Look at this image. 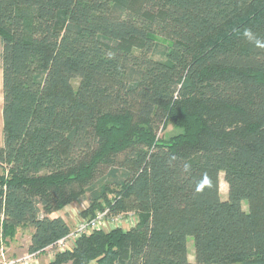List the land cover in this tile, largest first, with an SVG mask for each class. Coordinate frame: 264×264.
Segmentation results:
<instances>
[{
    "label": "trees",
    "instance_id": "obj_1",
    "mask_svg": "<svg viewBox=\"0 0 264 264\" xmlns=\"http://www.w3.org/2000/svg\"><path fill=\"white\" fill-rule=\"evenodd\" d=\"M0 40L7 246L88 196L137 223L43 264H264V0H0Z\"/></svg>",
    "mask_w": 264,
    "mask_h": 264
},
{
    "label": "built area",
    "instance_id": "obj_2",
    "mask_svg": "<svg viewBox=\"0 0 264 264\" xmlns=\"http://www.w3.org/2000/svg\"><path fill=\"white\" fill-rule=\"evenodd\" d=\"M124 214L110 215L108 210L99 211L91 218L78 217L73 228L70 227L69 233L53 244L48 245L44 249L36 251H27L21 254H10V248L6 244L4 237L3 221L4 216L0 217V264H41V254L46 251L54 254L58 251L71 249L75 245L77 239L84 234H89L96 229H108L109 225L119 226V222ZM137 223H132L133 226ZM116 227V226H115ZM123 227V226H121Z\"/></svg>",
    "mask_w": 264,
    "mask_h": 264
},
{
    "label": "rangeland",
    "instance_id": "obj_3",
    "mask_svg": "<svg viewBox=\"0 0 264 264\" xmlns=\"http://www.w3.org/2000/svg\"><path fill=\"white\" fill-rule=\"evenodd\" d=\"M1 52H2V45L0 40V58H1ZM178 130L172 126V124H169L166 129L160 128L158 131L159 136H166L170 137L171 135L175 134ZM221 194L222 198L226 199L228 197V185L224 179V173H221ZM246 201H244L245 203ZM89 203L88 196L85 199H81L76 201L73 204H70L65 208L63 211H57L53 215L62 216L66 219V221L69 223L70 227L73 228L75 226V222L78 219V217H82L81 210L85 208ZM244 208H248L247 203L244 204ZM110 209V208H109ZM105 210H108L107 208ZM109 211V210H108ZM110 214V212H109ZM123 214V213H120ZM114 216V215H113ZM91 218V217H87ZM138 221V216L134 212L130 213H124V216L121 218L119 222V226L123 227H130L132 223H135ZM114 227L117 226L116 224L113 225ZM112 228V226L109 225L108 229ZM32 228L26 227L22 228L20 232L15 236V238L11 239L9 241L8 247L10 248L9 252L10 254H21L28 251V243L31 238ZM189 257L192 262H195V245H194V239L193 237H189ZM53 254H47L44 253L41 255V264L44 262H48L52 259ZM88 264H96L95 261H91ZM241 264V263H237Z\"/></svg>",
    "mask_w": 264,
    "mask_h": 264
},
{
    "label": "crops",
    "instance_id": "obj_4",
    "mask_svg": "<svg viewBox=\"0 0 264 264\" xmlns=\"http://www.w3.org/2000/svg\"><path fill=\"white\" fill-rule=\"evenodd\" d=\"M3 104H4V89H3V69L2 60L0 58V146L4 143V118H3Z\"/></svg>",
    "mask_w": 264,
    "mask_h": 264
},
{
    "label": "clouds",
    "instance_id": "obj_5",
    "mask_svg": "<svg viewBox=\"0 0 264 264\" xmlns=\"http://www.w3.org/2000/svg\"><path fill=\"white\" fill-rule=\"evenodd\" d=\"M245 36L248 37L250 40L253 38L252 33L249 31L245 32ZM257 46L264 47V44H262L260 41H256Z\"/></svg>",
    "mask_w": 264,
    "mask_h": 264
}]
</instances>
